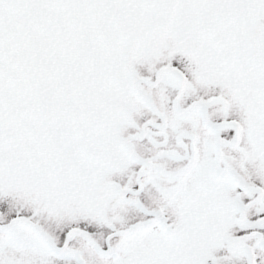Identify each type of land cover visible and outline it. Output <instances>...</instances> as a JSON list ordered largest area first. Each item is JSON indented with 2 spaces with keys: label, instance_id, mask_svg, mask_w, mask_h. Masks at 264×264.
<instances>
[{
  "label": "snow or ice",
  "instance_id": "1",
  "mask_svg": "<svg viewBox=\"0 0 264 264\" xmlns=\"http://www.w3.org/2000/svg\"><path fill=\"white\" fill-rule=\"evenodd\" d=\"M0 264H264V0H0Z\"/></svg>",
  "mask_w": 264,
  "mask_h": 264
}]
</instances>
